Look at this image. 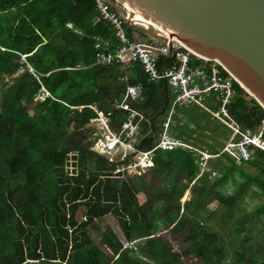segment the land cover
I'll list each match as a JSON object with an SVG mask.
<instances>
[{
	"label": "trees",
	"instance_id": "16d2710c",
	"mask_svg": "<svg viewBox=\"0 0 264 264\" xmlns=\"http://www.w3.org/2000/svg\"><path fill=\"white\" fill-rule=\"evenodd\" d=\"M125 26L130 38L142 33ZM117 43L94 0H0V264H184L182 255L200 264H264V245L256 239L264 200L253 210L239 207L252 186L264 196L263 150L240 163L226 154L208 158L216 172L208 178L198 176L197 150L158 148L143 179L113 176V166L96 152L71 145L96 115L88 105L111 112L117 121L124 118L126 112L114 105L126 85L136 82L145 96L134 106L145 115L138 146L153 147L163 129L172 95L162 79L149 81L137 65L124 81L118 64L95 63L97 51ZM41 84L53 98L35 102ZM234 87L229 114L242 130H255L264 108L237 82ZM81 106L82 119L74 125ZM172 116L171 136L211 154L220 151L223 143L195 135L197 128L209 129L202 121L211 116L208 110L177 106ZM224 126L228 139L231 130ZM244 163L257 172L247 171ZM187 189L190 196L182 201ZM213 201L218 208L208 211ZM80 206L84 217L78 220ZM108 214L125 238L138 239L136 252L122 248L121 236L109 224H99ZM215 216L229 224L226 231L209 224ZM183 235L188 246L172 251Z\"/></svg>",
	"mask_w": 264,
	"mask_h": 264
},
{
	"label": "built area",
	"instance_id": "2783aa9c",
	"mask_svg": "<svg viewBox=\"0 0 264 264\" xmlns=\"http://www.w3.org/2000/svg\"><path fill=\"white\" fill-rule=\"evenodd\" d=\"M94 2L99 17L110 24L114 37L118 41L112 49L106 50L103 46L104 49L97 51L95 63L118 64L124 71L120 75V79L124 81L128 80L130 70L139 65L147 74L149 81L162 79L172 95L162 132L150 149H142L138 146L141 135L140 121L145 118L144 113L134 107L135 105L140 106L145 100L143 86L140 82L127 84L122 99L114 105L115 108L126 112V116L118 121L111 112L99 111L95 106L88 105L96 112V115L91 117L86 125L98 129L97 133H92L94 146L90 150L113 166L111 171L113 176L131 177L148 172L153 166L154 153L158 148L170 149L174 146H183L197 150L200 153L197 161L198 176L206 173L208 178L216 175L207 162L210 157L226 154L236 163H240L251 159L255 149L259 148L264 151V117L255 130H242L235 123L229 114L227 105L235 95L234 82L237 81L218 61L195 54L173 37H170L169 42L166 43H159L153 39L130 38L125 26L126 20L105 0H94ZM67 26L70 27L71 24L67 23ZM167 57L171 61L169 64L159 62L161 58ZM195 59L202 61L193 64ZM28 68L32 70L31 67L28 66ZM35 77L39 80L38 76L35 75ZM48 97L53 98L50 91L41 84L34 96V101L42 102ZM192 103L201 105L210 112L212 118L231 130L228 139L216 154H211L208 150H199L168 133V124L175 107ZM81 108L82 106L78 107V109ZM120 241L122 248L137 251L138 239L128 240L122 235ZM177 250V247L173 246L172 251ZM190 259L196 264L199 263L194 256L188 259L187 256H181L184 264H187Z\"/></svg>",
	"mask_w": 264,
	"mask_h": 264
},
{
	"label": "water",
	"instance_id": "95a60500",
	"mask_svg": "<svg viewBox=\"0 0 264 264\" xmlns=\"http://www.w3.org/2000/svg\"><path fill=\"white\" fill-rule=\"evenodd\" d=\"M105 1L144 39L166 43L173 37L218 61L264 108V0ZM129 10L149 24L135 20Z\"/></svg>",
	"mask_w": 264,
	"mask_h": 264
},
{
	"label": "rangeland",
	"instance_id": "374dc122",
	"mask_svg": "<svg viewBox=\"0 0 264 264\" xmlns=\"http://www.w3.org/2000/svg\"><path fill=\"white\" fill-rule=\"evenodd\" d=\"M139 35L144 37V34L138 32ZM16 63V62H14ZM9 78L6 77L5 80H8ZM197 106V104H189V105H184V106ZM194 108V107H193ZM173 113H175V110L173 111ZM181 116V122H185L187 123V121L185 120V118L183 117V114H180ZM173 117V116H172ZM170 118V122L169 123H174L173 118ZM82 119V114L80 109H78V111L75 113L74 116V125L79 122ZM203 123H205L209 129H203V128H197V132H196V136L202 137L203 139H207L209 142H214V143H223L227 140L226 138L224 139V136L229 132L228 129L224 126L221 125L220 122L214 118H212L211 116L208 117V119H203L202 120ZM191 127H195L193 124L188 123ZM74 125L69 126V130H71L73 127H75ZM169 129V126H168ZM98 129H96V127L94 128H90L87 127V125H82L79 128V133L75 134L73 136V143H71V145L74 144H80L85 146L86 148H91L92 146H94V141H93V136L92 133H97ZM201 132L204 134L201 136ZM215 132V134H214ZM82 137V138H81ZM82 140V141H81ZM222 144V145H223ZM244 168L252 173H256L257 169L249 164H243ZM100 168V165H99ZM148 172H145L143 174H141L140 176L143 177V179L148 178ZM157 179V178H156ZM190 189H187L182 197V201L186 200L189 198L190 196ZM138 200L142 202L143 200V196L142 195H138ZM264 200V196L260 193L259 189L256 186H252L249 191L247 192V194L243 197V199L241 200L239 207L242 210H253L256 208V206L258 204H260L262 201ZM218 208L217 202L213 201L208 205V211L210 210H216ZM238 213V212H237ZM84 215V207L80 206L78 208V211L76 213V217L78 220L83 219ZM217 216V215H216ZM216 216L214 218H212L209 221V224L216 230H219L221 232L226 231L228 228L229 224H225L224 222L222 223H218ZM109 224L118 234H120L121 230L118 226L117 220L115 219V217L111 214H108L106 216L103 217V220L101 222H99V224ZM257 227L260 228V231L256 237V239L258 240V242L263 243L264 245V216L262 217V221L260 223H257ZM90 232L93 234L96 233L95 230H93L92 228H90ZM254 232L255 230L251 231V233ZM188 236L183 235V241L180 245L177 246L178 250H181V246L182 247H186L189 244V239H187ZM188 259V258H187ZM196 264L194 261H192V259L189 260V262H187V264ZM200 264V263H197Z\"/></svg>",
	"mask_w": 264,
	"mask_h": 264
},
{
	"label": "bare ground",
	"instance_id": "6f19581e",
	"mask_svg": "<svg viewBox=\"0 0 264 264\" xmlns=\"http://www.w3.org/2000/svg\"><path fill=\"white\" fill-rule=\"evenodd\" d=\"M129 13H130V15H131V17H133L135 20H138V21H140L143 25H148L149 23L148 22H146L145 20H143L138 14H136V13H134V12H131L130 10H129ZM144 40H148V39H144ZM167 119V118H166ZM166 121V120H165ZM164 121V122H165ZM163 122V123H164ZM162 132V131H161ZM160 132V133H161ZM169 133V132H168ZM175 147V146H174ZM183 147V146H182ZM173 148V147H172ZM171 149V148H170Z\"/></svg>",
	"mask_w": 264,
	"mask_h": 264
},
{
	"label": "crops",
	"instance_id": "0c3cea01",
	"mask_svg": "<svg viewBox=\"0 0 264 264\" xmlns=\"http://www.w3.org/2000/svg\"><path fill=\"white\" fill-rule=\"evenodd\" d=\"M135 37L139 40H144L145 37L139 35L138 33L135 34ZM116 232V231H115ZM117 233V232H116ZM118 234V233H117ZM119 236H122V232H120V234H118Z\"/></svg>",
	"mask_w": 264,
	"mask_h": 264
}]
</instances>
